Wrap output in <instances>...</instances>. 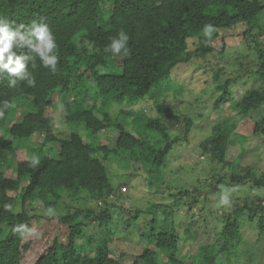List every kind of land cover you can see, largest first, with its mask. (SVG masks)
<instances>
[{
	"label": "trees",
	"instance_id": "1",
	"mask_svg": "<svg viewBox=\"0 0 264 264\" xmlns=\"http://www.w3.org/2000/svg\"><path fill=\"white\" fill-rule=\"evenodd\" d=\"M263 12L264 0H0V18L14 27L27 28L34 21L47 25L59 56L55 73L39 57L29 62L35 87L26 82L9 87L14 77L0 73V264H233L243 243L250 241L260 250V241L251 240L245 231L252 229L264 240V199L257 195L259 188L264 189V175L258 176L251 165L235 162L229 144L233 137L264 140V114L245 135L231 116L212 123L199 148L217 165V184L204 196L197 185L191 189L188 185L170 188L165 202H152L146 209L114 208L109 201L125 179L137 174L131 173L134 167L147 168L138 176L149 189L159 190L164 184L170 152L188 139L196 123L191 115L173 111L161 97L181 86L172 77L175 68L227 49L222 38L219 47L210 43L222 30L243 27L242 44L253 37L258 61L253 77L260 87L235 97L236 79L228 77L216 85L214 109L230 97L241 116L264 108V45L258 39L264 34ZM205 25L213 27L211 37L204 36ZM120 30L130 37L127 57L105 51ZM22 51L29 52L27 47ZM116 60L119 72L109 65ZM222 71L215 70V79ZM55 92L62 93L58 103L52 98ZM150 99L155 116L144 112L145 105L136 104ZM18 104L27 110L13 121ZM115 105L120 108L113 111ZM57 106L65 112L64 137L55 131ZM131 114H137L139 121L134 133L121 122ZM181 118L183 134L173 136L171 125ZM113 128L118 131L116 141L102 142L100 132ZM38 134L43 140L31 147ZM21 147L29 148L30 157L7 156ZM10 167L14 173L6 171ZM246 183L255 201L237 196L236 185ZM209 193L222 197L219 207H215L217 197L208 200ZM66 196L71 202L65 201L62 212L43 223L38 205L56 212ZM86 202L103 206L97 212V206H84ZM222 208L230 211L221 213ZM190 209L196 215L182 214ZM143 212L154 214L141 224ZM94 220L102 231L89 234L86 225ZM213 224V231L201 232ZM118 228L125 236L117 241L134 233L131 240L143 242L142 250L133 256L117 255L113 234Z\"/></svg>",
	"mask_w": 264,
	"mask_h": 264
},
{
	"label": "rangeland",
	"instance_id": "2",
	"mask_svg": "<svg viewBox=\"0 0 264 264\" xmlns=\"http://www.w3.org/2000/svg\"><path fill=\"white\" fill-rule=\"evenodd\" d=\"M260 22L264 24V12L260 16ZM243 27L237 26L230 29H224L220 32L219 36H216L211 40V44L215 47H219L220 41L222 39L227 43V49L221 53H208L205 57H200L198 59H192L190 62L186 64H182L179 67L175 68L172 71V77L178 83H180V88L173 89L174 91H169V93L165 96L161 97V100L165 101L176 113L181 115L188 114L191 115L195 121L194 127L191 128L190 133L188 134V139L183 141L181 145L177 148L173 149L169 156L167 165L164 168V184H161L159 190H156V187H151L147 185V183L138 175L146 172V167L141 165V168H131L134 178L130 177L125 179L126 183H124L122 188L113 194L111 197L110 203L114 204V208L123 207L127 210L131 209V207H140L146 209L150 203H161L165 202L164 199L168 198V192L171 188L175 190L180 187H186L189 185L190 189L194 186H198L201 188V196H204V193L212 191V186L217 184V180L214 179L216 176V164L210 159L203 157L202 152L199 148L200 141L210 133V126L214 121H218L220 118L231 116L232 119L237 121L239 127L241 129V133L249 134V131L253 127L256 120H258L264 114V108L260 111L252 113L251 115H240L236 113V107L234 103V97H230L227 101L221 103V107H218L216 110L213 107V102L216 100L219 91L216 89V85L224 82L228 77H234L236 81L233 83L232 88L236 91L234 93L235 97L241 96L243 93L252 89L253 87H260V83L255 81L253 77V68L257 67V54L255 48V42L253 37H250L248 43L242 44L240 41L242 36L240 35L243 32ZM255 35L256 33L253 32ZM257 35V34H256ZM261 44L264 45V34H260L258 37ZM194 48V44L191 45ZM264 48V46H263ZM256 57V59L254 58ZM110 61L111 69L113 72H119L120 67L117 64V60ZM249 63V64H248ZM223 69L218 79H215V70ZM87 84L93 87L92 81H88ZM264 86V85H263ZM238 91V92H237ZM62 95L61 92H55L52 96L55 102L58 103V96ZM140 106L145 105L144 112H147L150 116L157 114V112L153 109V107H149V104H153L152 99L146 100L143 102H136ZM22 104H18V112L13 119V121L19 120L21 116L27 110L26 107ZM120 106L115 105L113 111L119 109ZM55 111L56 115V125L55 131L57 135L64 137L66 136L67 130L65 129V112L64 108L57 106ZM112 111V110H111ZM202 113L200 116L199 113ZM115 114V113H114ZM155 116V115H154ZM183 117V116H182ZM130 132L134 133L135 130H139V121L137 114H131L129 117L121 120ZM141 123H144L143 121ZM140 123V124H141ZM183 119L180 121H173L171 125L170 131L173 136L182 135L183 134ZM84 135V133L82 132ZM118 131L116 128L111 130H103L100 132V137L102 142L114 143L117 139ZM155 136V146H157L158 136ZM145 138L147 136H144ZM32 145L40 144L43 140L42 134L35 135L32 139ZM96 139L91 140L93 143ZM29 147V146H28ZM17 148L12 149L7 153V156L13 159H24L30 157L31 152L29 148ZM229 151L232 156V159L235 162H240L244 165H251L254 171L258 176L264 175V140L261 137L249 139L248 137H243V139L238 140L233 137L230 140ZM225 170V169H224ZM7 172L14 173V168H8ZM116 176H118L116 174ZM116 180V179H114ZM131 186V187H130ZM237 196H240L241 201H255V197L253 195V190L250 189L248 183L240 184L237 186ZM239 187V188H238ZM153 188V189H152ZM219 194V193H218ZM220 194H224L221 192ZM230 191L228 192V195ZM257 195H260L264 199V189L259 188L257 191ZM209 199H215L217 197V202L215 203V207H219L222 202V197L220 195H215L213 193H209ZM70 196H66L64 198V202L60 203L59 208L56 212L53 210H48L44 206L38 205V212L43 218L42 222L44 223L48 218L52 217V215H58L62 212V208L66 207L65 201L71 202ZM77 200V199H76ZM73 202V201H72ZM77 202V201H76ZM211 203V202H210ZM84 206H97V212L102 203L98 202L97 204H90V202H86L83 204ZM214 205V204H213ZM262 205H264V200ZM196 208V207H194ZM221 208V207H220ZM229 212L230 209L224 208L220 209V212ZM158 213H161V209H157ZM221 212V213H222ZM154 213L143 212L140 216V223L144 221L147 217V220L153 216ZM184 215H196L194 210H186L182 212ZM199 217V215H197ZM243 221V220H242ZM139 225V222H137ZM136 223V224H137ZM217 223L221 224L219 221ZM216 223V224H217ZM248 221L244 220L245 225H249ZM142 224V223H141ZM220 227V225H219ZM197 228V224L193 222V229ZM216 228L214 224L207 230L202 229L201 232H210ZM86 232L98 234L102 231L99 226V221L94 220L92 222L87 223ZM183 227L179 228L180 233L183 232ZM247 236L253 241H260V250H256L253 248L249 242H245L241 245L240 250L238 252V258L233 260V264H264V240L259 239L257 237L256 231L252 229H246ZM113 236L115 237V241L118 238L125 236L124 230L118 228ZM130 239H125L121 241H117L115 245V251L117 255H120L122 252H127L129 256L135 255L134 253H138L142 250V246L144 243L137 244L135 241L131 240L134 238L133 236L129 237ZM139 242V241H138ZM150 247H154V244H149ZM188 246L184 244V248ZM141 249V250H140ZM131 257L124 258L125 261H130ZM249 262V263H248ZM218 264H226V262L218 263Z\"/></svg>",
	"mask_w": 264,
	"mask_h": 264
},
{
	"label": "clouds",
	"instance_id": "3",
	"mask_svg": "<svg viewBox=\"0 0 264 264\" xmlns=\"http://www.w3.org/2000/svg\"><path fill=\"white\" fill-rule=\"evenodd\" d=\"M213 31L211 25H205L203 34L211 37ZM129 39V35L120 30L105 51L127 57L131 54ZM25 47L29 50L28 54L22 51ZM57 48L54 34L44 23L34 21L27 28L24 25L14 27L13 22L0 18V73L14 77L9 80V87H16L18 82H26L28 86L35 87V78L28 71V64L34 63L36 57H39L44 67L55 73L59 60Z\"/></svg>",
	"mask_w": 264,
	"mask_h": 264
}]
</instances>
